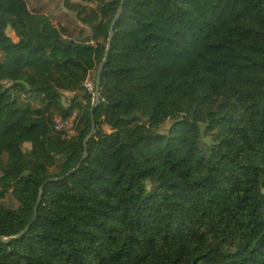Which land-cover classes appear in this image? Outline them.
<instances>
[{
    "label": "trees",
    "instance_id": "1",
    "mask_svg": "<svg viewBox=\"0 0 264 264\" xmlns=\"http://www.w3.org/2000/svg\"><path fill=\"white\" fill-rule=\"evenodd\" d=\"M120 2L0 0V264H264V0H125L91 115Z\"/></svg>",
    "mask_w": 264,
    "mask_h": 264
},
{
    "label": "rangeland",
    "instance_id": "2",
    "mask_svg": "<svg viewBox=\"0 0 264 264\" xmlns=\"http://www.w3.org/2000/svg\"><path fill=\"white\" fill-rule=\"evenodd\" d=\"M26 3L28 4V7L30 9V11L34 9H37L39 7V4L41 6L44 7V11L45 14L41 15L43 17L49 16V15H55L52 22L50 23V25L46 28H41L38 24H34L31 26H24V25H20L19 29H18V33L17 35H15V37L13 38V41L15 42L16 39L19 38H24L27 35L30 36L32 39H37L39 34L41 32L45 33V34H52V36L54 35H59L58 29H57V23L61 22V25L63 27H66L69 31L73 30V25L71 24L72 20H74V16L72 15H68V17L63 16V10L61 8V0H25ZM55 4V6H54ZM32 14H35L32 11ZM56 16H58L59 19H56ZM70 17V19H68ZM72 19V20H71ZM9 32V31H8ZM90 36H94V42H98V43H104V38L102 37L101 33H98L97 35H94L93 31L88 30ZM2 59V56L0 55V60ZM94 72L91 74L90 76V80L92 81V83H94ZM83 89V87H82ZM88 95H90L93 99V93H89L87 90L83 89ZM65 103H68V101H66ZM86 102L83 101L82 102V106H86ZM92 106V103H91ZM74 113H76V111H74ZM166 128L163 127L160 131L163 132ZM1 133V131H0ZM206 142H209L208 139H206ZM27 150H29V147H26ZM35 157L37 158L38 161H40L41 163H43L46 167L51 168L54 165V158L51 156H46L45 154H43L41 152V150H37V152L35 153Z\"/></svg>",
    "mask_w": 264,
    "mask_h": 264
},
{
    "label": "water",
    "instance_id": "3",
    "mask_svg": "<svg viewBox=\"0 0 264 264\" xmlns=\"http://www.w3.org/2000/svg\"><path fill=\"white\" fill-rule=\"evenodd\" d=\"M124 2H125V0H121L120 5H119V8H118V11H117L114 19L112 20V22H111V24L109 26V29H108L109 32H108V39H107V44H106V50H105L104 55H103L102 63L98 67V71H97V74H96L95 79H94V93H93V99H92V106L90 108V114L91 115L93 114V111L95 110V108L98 107V105L100 104V98H99L100 76H101V73L103 71L104 65H105V63L107 61L108 53H109L110 46H111V43H112V39H113V36H114V23H115V20L117 18H119L120 15H121V13H122V8H123V5H124ZM94 132H95V126L92 123L91 124L90 133H89V135L83 141L84 154H83L82 160H84V158L86 157V145H87V141H88V139H90L93 136ZM78 167H80V164L78 165ZM74 171H71L70 173H73ZM57 181L58 180H48V181H46L42 185V187L39 188V190H38L37 203H36V205L34 207V210H33L34 211V215H35L34 216V219L36 218V214H37V210H38V206H39V203H40V198H41V195H42L44 186L47 185V183H53V182H57ZM28 228L29 227H26L24 229V231H22L20 234H18L17 236H15L13 238H0V242H2L4 244H7V243L11 242L14 239L21 238L22 236L25 235V233L27 232Z\"/></svg>",
    "mask_w": 264,
    "mask_h": 264
},
{
    "label": "built area",
    "instance_id": "4",
    "mask_svg": "<svg viewBox=\"0 0 264 264\" xmlns=\"http://www.w3.org/2000/svg\"><path fill=\"white\" fill-rule=\"evenodd\" d=\"M90 74L87 75L86 80L84 81L82 87L83 89L87 90L89 93H94V83L90 80ZM77 112L72 113L69 118L62 119L60 117H56L54 120V128L57 131H62L68 137L72 136L74 133V125H75V118Z\"/></svg>",
    "mask_w": 264,
    "mask_h": 264
},
{
    "label": "crops",
    "instance_id": "5",
    "mask_svg": "<svg viewBox=\"0 0 264 264\" xmlns=\"http://www.w3.org/2000/svg\"><path fill=\"white\" fill-rule=\"evenodd\" d=\"M39 7H43V6H41V5L39 4ZM43 9H44V7H43ZM33 10H34V8H33ZM33 10H32V11H33ZM33 12H34V11H33ZM42 15H44V13H42ZM68 19H70V17H69ZM71 20H72V19H71ZM87 34L90 35L89 32H88ZM73 96H74V95L72 94L71 97H70V99H72Z\"/></svg>",
    "mask_w": 264,
    "mask_h": 264
}]
</instances>
